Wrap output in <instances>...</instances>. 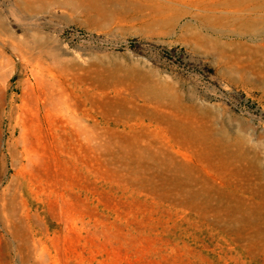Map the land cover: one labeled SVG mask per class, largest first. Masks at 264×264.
<instances>
[{"label":"rangeland","instance_id":"1","mask_svg":"<svg viewBox=\"0 0 264 264\" xmlns=\"http://www.w3.org/2000/svg\"><path fill=\"white\" fill-rule=\"evenodd\" d=\"M0 264H264V0H0Z\"/></svg>","mask_w":264,"mask_h":264}]
</instances>
